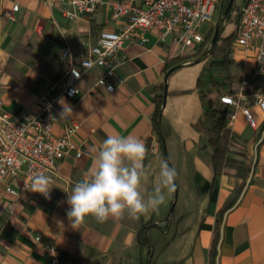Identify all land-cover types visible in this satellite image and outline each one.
<instances>
[{
	"label": "crops",
	"instance_id": "obj_1",
	"mask_svg": "<svg viewBox=\"0 0 264 264\" xmlns=\"http://www.w3.org/2000/svg\"><path fill=\"white\" fill-rule=\"evenodd\" d=\"M223 1L219 0L214 17L218 18ZM244 3L233 0L231 18ZM14 5H18L15 12ZM120 23L111 21L105 9L69 20L59 0H0V112L25 118L52 98L59 115L58 100L63 98L73 109L69 121L80 126L73 140L84 152L80 159L72 152L59 162L50 199L28 188L21 191L13 211L7 197L0 200V264H52L42 249L49 243L59 255V264H147L148 251L153 254L149 264H264V112L253 105L256 94L264 95V80H253L254 53L237 49L245 78L231 95H242L240 104L249 108L256 128L236 107L227 111L235 115L227 121L236 138L232 146L247 155L245 175L238 178L231 169L215 175L208 164L210 126L202 124L204 107L197 87L206 62L192 59L170 76L164 71L168 60L192 55L200 47L181 54L170 50V37L160 44L156 33H148L145 46L136 39L123 44L116 56L118 80L113 93L94 88L102 75L96 67L83 73L76 97L67 98L59 89L50 91L64 77L67 62L60 55L66 48L74 61L86 58L100 32L117 30ZM236 28L229 23L222 37ZM162 87L164 94L166 88L163 147L152 127L154 97ZM213 91L212 99L221 94ZM65 125L59 118L53 134L63 135ZM114 134H131L144 142L149 187L166 155L178 173L176 194L139 220L125 217L101 224L88 216L73 229L66 215V192L70 194L74 184L85 178L94 149ZM21 180L22 175L10 185L18 187Z\"/></svg>",
	"mask_w": 264,
	"mask_h": 264
},
{
	"label": "built area",
	"instance_id": "obj_2",
	"mask_svg": "<svg viewBox=\"0 0 264 264\" xmlns=\"http://www.w3.org/2000/svg\"><path fill=\"white\" fill-rule=\"evenodd\" d=\"M59 4L63 16L69 20L105 9L111 21L121 22L117 30L100 32L86 58L74 61L69 48L60 55L61 60L67 62L66 71L50 91L59 89L62 95L73 98L79 94L78 82L83 73L95 67L102 70V75L96 79L94 88H103L108 94L116 90V56L125 42L136 39L140 46H145L146 34L156 33L160 44L166 43L170 37V50L181 54L203 45L205 39L199 30L202 24L212 21L219 0H59ZM262 5L264 0H245L235 31L236 48L254 53L252 77L256 81L264 80ZM12 10L17 11L18 5H14ZM241 97L240 93H227L220 97V101L225 106L239 109L248 125L255 129V120L249 108L240 104ZM1 105L0 100V109ZM253 105L264 112V95L256 94ZM59 118L52 98L40 107L39 112L25 118L0 112V200L5 197L10 200V211H13L21 191L30 188L33 174L44 173L54 182L60 161L72 152H75L76 159L83 157L80 145L73 140L79 124L63 119L66 121L64 133L55 136L52 126ZM225 119L232 122L235 115L227 112ZM21 175L18 187L10 185ZM35 240L40 242L39 237ZM42 249L52 264H59V255L53 244H45Z\"/></svg>",
	"mask_w": 264,
	"mask_h": 264
},
{
	"label": "clouds",
	"instance_id": "obj_3",
	"mask_svg": "<svg viewBox=\"0 0 264 264\" xmlns=\"http://www.w3.org/2000/svg\"><path fill=\"white\" fill-rule=\"evenodd\" d=\"M60 119L73 116L72 107L63 98ZM94 157L85 178L77 181L67 196V218L73 229H78L86 217L98 223L125 217L139 220L157 212L176 189L178 176L166 159L159 162V172L148 186L149 172L145 166L147 148L133 135H108L94 149ZM30 191L50 199L53 181L44 173L30 177Z\"/></svg>",
	"mask_w": 264,
	"mask_h": 264
},
{
	"label": "trees",
	"instance_id": "obj_4",
	"mask_svg": "<svg viewBox=\"0 0 264 264\" xmlns=\"http://www.w3.org/2000/svg\"><path fill=\"white\" fill-rule=\"evenodd\" d=\"M230 0H227L224 8L221 10L218 20L220 19L222 13L224 12L226 6L228 5ZM232 8L230 9V12ZM229 12V13H230ZM229 15V14H228ZM239 16L237 25L239 23ZM223 33V24L221 25L218 33V38L216 43L211 47L212 38H210L211 33L206 37L204 42H208L210 44L211 49H209L208 57L211 58L210 64L208 65V69L212 71L214 68L221 69L223 71L229 70L234 60L231 57V52L229 51L230 46L233 44L235 39V34H230L227 37H222L221 34ZM204 45V44H203ZM200 46L201 47L203 46ZM205 53V52H204ZM201 51L195 56H184V57H176L173 59L168 60L164 65V71L166 72L167 76L172 75L176 70L183 67L184 64L190 62L192 59H197L200 57ZM200 62L199 59L196 60ZM203 73L197 78V87L199 90V96L201 102L204 107L203 111V120L202 124L209 125L210 127L207 129L208 133V147L210 150L209 153V167L212 170L213 174H219L225 169H231L235 172V175L238 178L244 177L245 175V168H246V159L247 155L245 150L237 149L232 146V143L235 141V136L232 134L227 128V120L226 113L228 111V106H225L221 103L220 97L211 98L210 93L211 91H215L216 93H221L224 90V83L209 77L208 82L204 83ZM229 79L228 76L224 78V80ZM211 84V91L205 90V86ZM164 87V86H163ZM161 88V92L154 97L155 102V111L152 117V127L155 133H157V137H159L160 146L163 147L165 144L164 137H162V126L163 121L161 118L162 107L164 104V92ZM245 93H248V90H244ZM228 93H234V91H228ZM174 194L175 191L173 192ZM146 246V245H145ZM147 247V246H146ZM148 249V247H147ZM148 261L147 264L151 263V257L153 256L151 251H148Z\"/></svg>",
	"mask_w": 264,
	"mask_h": 264
},
{
	"label": "rangeland",
	"instance_id": "obj_5",
	"mask_svg": "<svg viewBox=\"0 0 264 264\" xmlns=\"http://www.w3.org/2000/svg\"><path fill=\"white\" fill-rule=\"evenodd\" d=\"M227 0H224L223 1V4H222V8L221 10L224 8L223 6H225ZM238 2L235 1V5L237 4ZM232 11H233V6H232ZM232 11L229 13V15H227L226 19L224 20V23H223V33L221 34V36L224 34V30H225V26L226 25H229V23H234V25L236 24L237 25V19H238V12H236V14H234V16L231 18L232 16ZM218 15V13L216 14ZM219 17V15H218ZM216 19H214L213 22H206L204 24H202L201 28H200V34L203 36L204 39H206V37L211 33L210 35V38H213V34H214V31H215V26L217 24V22L220 20H218L217 17H214ZM221 18V17H220ZM235 34V31H232L230 34ZM224 38V37H223ZM209 48H210V44H209V41L207 42H204V45L201 47V49H199L201 51V54H203L204 52V55H200L199 59L200 61H205L206 63V69H205V75H204V83H207L208 82V79L209 77L213 78V79H216L218 81H221L222 83H224V90L227 91H234V90H237L239 89L238 88V85L240 84V82L242 81V79H244L245 77L243 76V73H244V61H241L240 59H237L236 58V53H238L237 51V48L235 46V39L233 41V44L230 46V49L229 51L231 52V57L233 58L234 60V63L232 65V67L227 70V71H223L221 69H217V68H214L212 71H210L208 69V65L210 64V60L211 58L206 56V58H204L205 54H207L209 52ZM199 51H195V53H193L192 55H188V56H195ZM235 56V57H234ZM239 56V55H238ZM195 59V60H197ZM228 76L229 79L227 80H224V78ZM205 90L207 91H211L212 87H211V84H208L206 85L205 87ZM233 89V90H232ZM222 91L221 94L218 95V97H221L223 96L224 94H227V92L225 91ZM214 92V91H213ZM231 94V93H230ZM211 95V94H210Z\"/></svg>",
	"mask_w": 264,
	"mask_h": 264
},
{
	"label": "water",
	"instance_id": "obj_6",
	"mask_svg": "<svg viewBox=\"0 0 264 264\" xmlns=\"http://www.w3.org/2000/svg\"><path fill=\"white\" fill-rule=\"evenodd\" d=\"M232 5H233V0H230L229 3H228V5L226 6L224 12L222 13L220 20L217 22V24H216V26H215L214 34L212 35L213 38H212V42H211V47L216 43L217 38H218L217 35H218V33H219V29H220L221 25L224 23V20L226 19L227 15L229 14L230 9L232 8ZM211 47H210L209 49H211ZM206 56H208V53L205 54L204 58H206ZM166 79H167V76H166ZM164 96L166 97V88H165V94H164ZM165 159L168 161V158H167L166 155H165ZM168 163H169V162H168ZM169 165H171V164H169ZM175 202H176V199H175V201L173 202L172 207L170 208L169 215L171 214V212H172V210H173V206H174Z\"/></svg>",
	"mask_w": 264,
	"mask_h": 264
},
{
	"label": "flooded vegetation",
	"instance_id": "obj_7",
	"mask_svg": "<svg viewBox=\"0 0 264 264\" xmlns=\"http://www.w3.org/2000/svg\"><path fill=\"white\" fill-rule=\"evenodd\" d=\"M212 42V41H211Z\"/></svg>",
	"mask_w": 264,
	"mask_h": 264
}]
</instances>
